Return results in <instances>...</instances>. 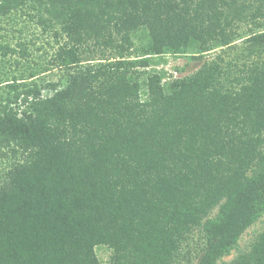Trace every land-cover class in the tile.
Listing matches in <instances>:
<instances>
[{
	"label": "trees",
	"instance_id": "trees-1",
	"mask_svg": "<svg viewBox=\"0 0 264 264\" xmlns=\"http://www.w3.org/2000/svg\"><path fill=\"white\" fill-rule=\"evenodd\" d=\"M15 13L62 73L0 75V264H217L237 248L264 211V0H0V21ZM169 54L202 64L166 79ZM225 264H264V228Z\"/></svg>",
	"mask_w": 264,
	"mask_h": 264
},
{
	"label": "rangeland",
	"instance_id": "rangeland-1",
	"mask_svg": "<svg viewBox=\"0 0 264 264\" xmlns=\"http://www.w3.org/2000/svg\"><path fill=\"white\" fill-rule=\"evenodd\" d=\"M0 45L8 44L10 47L17 49L14 53L8 51L6 54V59L2 61V49H0V75H3L4 87L6 79L12 77V74H19L22 68L34 67L36 72H39V68L45 67V71L39 73L36 77L37 82L40 81H53L57 80L61 76V71L57 68H50L47 65L48 56L44 50L51 54L55 49V43L52 37L47 34H43L42 30L35 22L28 21L24 19L19 13L12 14L5 17L3 21H0ZM50 42V45L48 44ZM27 47L29 52L28 58L20 57L21 46ZM43 46V50L38 48ZM2 55V57H1ZM212 56V55H209ZM18 62V64H17ZM46 63V65H45ZM202 64V61L191 60L188 55H166L165 62H161L155 65V68L159 70H164L166 72L167 78H176L179 76L187 75L196 71ZM44 65V66H43ZM48 66V67H47ZM177 67L182 70H177ZM14 72L7 75L1 72L13 69ZM47 68V69H46ZM9 72V71H8ZM1 77V76H0ZM35 78V77H34ZM1 80V79H0ZM31 79H27L30 82ZM48 89H42L43 95L48 94ZM1 92V91H0ZM6 166V161L0 159V169H4ZM264 228V211L261 213L260 217L241 235L238 240L237 248L231 250V252L223 256L217 264H225L230 261L239 251V248H245L249 245L253 237ZM97 253L99 257L106 261L109 259L111 254L110 250L105 247H98Z\"/></svg>",
	"mask_w": 264,
	"mask_h": 264
}]
</instances>
